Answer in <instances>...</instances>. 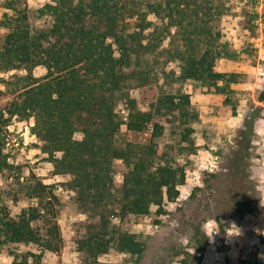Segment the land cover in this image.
<instances>
[{
    "label": "trees",
    "instance_id": "1",
    "mask_svg": "<svg viewBox=\"0 0 264 264\" xmlns=\"http://www.w3.org/2000/svg\"><path fill=\"white\" fill-rule=\"evenodd\" d=\"M238 1L235 13L227 0H46L35 11L27 0L2 1L0 72L8 78L0 94L8 96L0 106V172L16 173V183L0 197V253L12 257L10 264L60 251L57 187L72 194L83 217L75 243L84 264L113 251L128 255L119 264H137L146 243L127 226L168 214L165 206L176 201L187 178L180 159L197 150L198 114L191 92L181 88L223 95L225 109L232 85L241 82V73L220 70L221 59L234 57L223 29L237 15L254 33L261 2ZM39 67L46 71L41 78L34 75ZM171 84L179 89L167 91ZM254 115L238 131L247 142L234 150L237 166L250 159ZM13 119L32 121L30 132L62 178L59 185L33 174L21 181L22 167L8 161L6 147ZM163 120L170 124L168 136ZM123 126L147 137L119 145ZM232 166L230 173H206L183 202L189 213L181 227L190 231L191 250L178 247L182 264H202L208 220L225 229L232 218L253 212L248 174ZM7 196L27 206L11 215ZM34 247L38 255L24 250Z\"/></svg>",
    "mask_w": 264,
    "mask_h": 264
},
{
    "label": "rangeland",
    "instance_id": "2",
    "mask_svg": "<svg viewBox=\"0 0 264 264\" xmlns=\"http://www.w3.org/2000/svg\"><path fill=\"white\" fill-rule=\"evenodd\" d=\"M2 1L0 0V5ZM45 1L27 0L30 10L33 11L41 7ZM227 1L232 5L234 13L242 5L238 0ZM260 2V23L254 33L239 25L240 17L237 15L234 16L231 24L223 29L222 41L230 44L234 57L221 59L220 70L242 74L241 82L232 85V93L229 96L232 103L222 109L223 95L204 93L187 84L181 88L184 92H191L192 108L198 114V120L193 124L197 150L194 154L180 159L181 164L186 167L187 178L179 187L181 199L165 206L168 214L160 217L158 221H155L158 218L151 215L127 226L129 231L140 234L146 243L144 255L137 260V264H182L184 255L176 254L178 247L185 248L188 252L191 250L189 248L190 231L185 230L181 225L182 215L189 213L186 207L182 209L183 202L191 194L193 186L201 185V179L206 176V173H211L205 167L206 161L211 156L219 157L215 172L230 173L232 172L229 170L230 166H237V163L233 164L234 150L239 143L242 145V142L243 144L247 142L238 136V131L243 127L245 119L254 113L255 126L248 149L250 159L244 163L245 165L237 166L233 172L238 174L240 171L242 174H248L246 185L254 189L249 194L255 200V208L253 212L232 218L230 225L225 229H220L213 220H208L204 224L208 245L202 253V264H264V0ZM2 13L3 10L0 7V19ZM2 33L0 29V39ZM171 67L178 71L175 63ZM45 73L46 71L41 67L34 70V75L39 78ZM7 78L8 76L0 72V92L5 89L2 79ZM178 89L176 84L166 87L169 92H176ZM131 95L138 97V91L132 89ZM7 96L8 94H0V106L5 103ZM261 97L263 101H259ZM234 108L235 115L232 114ZM119 110L120 113L123 111L122 106ZM162 122H165L166 136H168L170 124L165 120ZM31 123L32 121L16 119L11 121L7 128V139L10 143L6 146L9 152L8 161L13 165H21L23 175L21 181L24 177L33 174L45 183L59 185L62 178L53 174L52 164L46 160V155L41 152L39 143L30 132ZM25 126H28L27 132ZM146 137L145 134L129 132L123 126L117 137V143L122 145L127 140L138 142ZM77 138H81V135H77ZM193 175L198 177L199 182H191ZM121 179V172H118L115 180L120 182ZM15 183L16 173L0 172V197L5 196L8 187H13ZM56 193L59 198L58 224L63 246L58 253L46 251L37 260L31 257L29 263L84 264L75 243V239L81 236L80 227L83 217L77 213L70 192L57 187ZM4 201L11 215H15L21 208L27 206V201L23 199L14 201L7 196L4 197ZM24 250L37 255L41 251L35 247ZM195 255L199 254L195 253ZM127 257L128 255L113 251L101 256L93 264H119ZM11 261V256L0 253V264H10Z\"/></svg>",
    "mask_w": 264,
    "mask_h": 264
},
{
    "label": "built area",
    "instance_id": "3",
    "mask_svg": "<svg viewBox=\"0 0 264 264\" xmlns=\"http://www.w3.org/2000/svg\"><path fill=\"white\" fill-rule=\"evenodd\" d=\"M260 23V22H259ZM259 25V24H258ZM25 128H26V132L28 131V126H25ZM14 144H16V145H18V143H14ZM10 145V143H9V140L7 139V143H6V146H9ZM218 160H219V157L218 156H214V157H212L211 156V158L208 160V161H206V165H205V167L207 168V170L209 171V172H214V171H216L217 169H215L216 168V165H217V162H218ZM191 182L193 183V182H199L198 181V177H196V175H193V177L191 178ZM181 198L180 197H178L177 199H176V201H179ZM217 258V257H216ZM218 259V258H217Z\"/></svg>",
    "mask_w": 264,
    "mask_h": 264
},
{
    "label": "crops",
    "instance_id": "4",
    "mask_svg": "<svg viewBox=\"0 0 264 264\" xmlns=\"http://www.w3.org/2000/svg\"><path fill=\"white\" fill-rule=\"evenodd\" d=\"M214 95V94H213ZM191 99H192V96H191ZM192 102V101H191Z\"/></svg>",
    "mask_w": 264,
    "mask_h": 264
}]
</instances>
